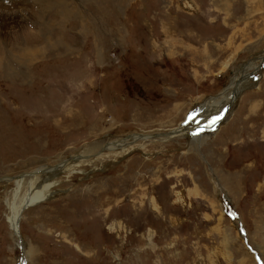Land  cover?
I'll return each instance as SVG.
<instances>
[{
	"label": "rangeland",
	"instance_id": "rangeland-1",
	"mask_svg": "<svg viewBox=\"0 0 264 264\" xmlns=\"http://www.w3.org/2000/svg\"><path fill=\"white\" fill-rule=\"evenodd\" d=\"M12 5L0 264H264V0ZM235 86L199 135L137 139L208 126ZM23 198L39 202L18 237L9 206Z\"/></svg>",
	"mask_w": 264,
	"mask_h": 264
},
{
	"label": "bare ground",
	"instance_id": "bare-ground-1",
	"mask_svg": "<svg viewBox=\"0 0 264 264\" xmlns=\"http://www.w3.org/2000/svg\"><path fill=\"white\" fill-rule=\"evenodd\" d=\"M2 2H1V5H3L4 4V6H5V9L2 7V8H0V9H2V11L1 12H8L9 11V8H8V6H6V3H8V2H10V0H1ZM0 5V6H1ZM13 5H18V0H13ZM12 5V6H13ZM10 7H11V5H10ZM21 8V7H20ZM7 9V10H6ZM11 9H12V7H11ZM14 10V9H13ZM10 12V11H9ZM18 12H16V17L18 16V14H17ZM7 17H10V18H13V17H11V15H7V14H4L3 15V13H0V19H2V21H4V23L1 25L2 26V29H3V27L5 26V23H6V21H7ZM9 21V20H8ZM11 22V21H10ZM11 25V24H10ZM44 52V51H43ZM21 54V53H20ZM38 54H40V56H43V53H42V51H40L39 49H29V50H25L24 51V57H26L27 56V58H30L31 56H33V57H35V56H37ZM26 58V59H27ZM262 59H264V54L261 56V58H260V61L262 60ZM32 60H34V59H32ZM8 71V70H7ZM1 72V71H0ZM2 73H4L5 74V72H3L2 71ZM1 73V74H2ZM246 73V72H245ZM235 80H236V78H235ZM231 81V83H232V85H231V88L232 87H234V85H235V82L236 81ZM239 85V84H238ZM241 86V85H240ZM239 89L241 88V87H238ZM230 89V88H229ZM234 90V89H233ZM243 92V89H241V90H237L236 89V97L238 96V95H240L241 93ZM228 93V92H227ZM227 95V94H226ZM204 121V120H203ZM209 121V120H208ZM207 122V121H206ZM208 123V122H207ZM212 123V122H211ZM198 124V123H197ZM196 124V125H197ZM201 124V123H200ZM203 124V123H202ZM203 125H205V124H203ZM209 125V124H208ZM194 126V125H193ZM190 125L189 124H187V126L186 127H184V129L182 128V131L183 132H186V131H192V130H194L193 128H192V130H190ZM180 129V128H179ZM171 133V135H176V134H178V133H181V132H178V131H175V132H170ZM145 137H149V136H144V138ZM151 138H154V137H151ZM156 138V137H155ZM195 140H198L197 138H195ZM122 145H124V144H122ZM119 147H121V146H119ZM117 147L116 146H114V145H111V147L110 148H108L109 149V151H114V150H118V149H116ZM26 177V176H25ZM18 179L15 181V183H16V185H17V190H19L20 191V188L22 187V184L21 183H23L24 182V176L23 177H17ZM38 200V198H35L34 200H31V201H29V200H25L24 198H23V200L18 204V201L16 202V203H11L10 204V216L8 217V221H9V223L11 224V227L13 228V230L16 232H18V233H20V231H19V229H20V220H21V216H22V213L23 212H25L27 209H29V208H31V207H34L36 204H37V202H39V201H37ZM117 227V226H116ZM21 243V242H20ZM22 247V246H21ZM22 248H24V246L22 247ZM27 261V260H26Z\"/></svg>",
	"mask_w": 264,
	"mask_h": 264
},
{
	"label": "water",
	"instance_id": "water-1",
	"mask_svg": "<svg viewBox=\"0 0 264 264\" xmlns=\"http://www.w3.org/2000/svg\"><path fill=\"white\" fill-rule=\"evenodd\" d=\"M261 63L259 64V67L261 68V66H262V63L264 62V59H262L261 61H260ZM243 76V75H242ZM240 77V79H238L237 80V84H239L241 81H243V77ZM235 89H236V86H235ZM231 99H230V103H228L224 108H223V110H222V116L221 117H219L218 119H217V121L215 122V124H217L225 115H227V113L230 111V109H231V107H232V104L235 102V100H236V90H232L231 91ZM183 129H184V127H182ZM182 128H180V129H176L178 132H183L182 131ZM200 128L201 127H195V130H200ZM162 136V135H165V136H170L171 135V133L170 132H168V133H163V134H152V135H149V137H158V136ZM144 136L145 135H137V139H143L144 138ZM73 160H75V159H73ZM67 161H64L63 163H66ZM63 163H61V164H63ZM59 165H57V166H55V167H58ZM48 168V167H47ZM42 171V170H41ZM39 172V171H36V172H34V173H29L28 175H30V176H33V175H38V174H41V173H43V172ZM21 176V175H20ZM20 176H18V177H20ZM12 179H15L14 177H12ZM17 233V232H16ZM18 234V233H17Z\"/></svg>",
	"mask_w": 264,
	"mask_h": 264
}]
</instances>
